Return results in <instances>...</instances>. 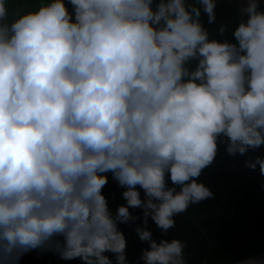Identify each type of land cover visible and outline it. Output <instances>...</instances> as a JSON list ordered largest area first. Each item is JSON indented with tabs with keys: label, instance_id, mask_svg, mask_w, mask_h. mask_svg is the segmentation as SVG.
Returning <instances> with one entry per match:
<instances>
[{
	"label": "clouds",
	"instance_id": "9594fccd",
	"mask_svg": "<svg viewBox=\"0 0 264 264\" xmlns=\"http://www.w3.org/2000/svg\"><path fill=\"white\" fill-rule=\"evenodd\" d=\"M7 3L0 264L37 249L83 264H113L110 252L128 264L119 225L141 219L130 209L142 210L143 264H187L186 244L157 242L148 219L166 235L175 216L214 198L198 178L218 142L233 157L264 145L260 0L242 4L235 42L210 39L202 23V14L215 22L216 0H47L11 20ZM245 166L264 175V157ZM108 173L125 189L115 214L102 194Z\"/></svg>",
	"mask_w": 264,
	"mask_h": 264
},
{
	"label": "trees",
	"instance_id": "16d2710c",
	"mask_svg": "<svg viewBox=\"0 0 264 264\" xmlns=\"http://www.w3.org/2000/svg\"><path fill=\"white\" fill-rule=\"evenodd\" d=\"M42 2L44 0H8L9 20L22 15L19 7L23 10L35 3L39 7ZM68 7L71 11V6ZM260 10L264 11V0L260 2ZM215 13L216 20L213 24L207 23L206 15L202 14L201 17L210 33L209 38L235 42L232 32L242 18H247L241 17L240 6L233 0H216ZM222 25H226L227 30L224 35H219L218 29ZM192 66H195V61ZM218 148L214 163L205 168L198 178V182L205 184L215 194L214 198L198 205H190L187 212L175 216V227L166 235L150 217L148 219L147 228L157 242L161 239H179L186 244L184 256L187 264H203L205 261L207 264H234L264 250V175H261L259 166L255 170L245 166V161L249 158L264 157V145L259 149L249 150L246 155L238 154L235 157L227 154L224 143L218 142ZM107 175L108 183L102 189V194L108 201L109 209L115 214L120 205L126 204L122 197L125 189L118 186L111 173ZM168 185L172 186L170 179ZM139 190L143 198V190ZM130 212L141 219L119 225L127 242L126 258L128 264H143L140 256L148 244L140 241L135 231L137 226H143L142 210L130 209ZM105 255L116 264L115 254L109 252ZM19 264L83 262L80 259L64 260L56 253L37 249L23 255Z\"/></svg>",
	"mask_w": 264,
	"mask_h": 264
},
{
	"label": "rangeland",
	"instance_id": "374dc122",
	"mask_svg": "<svg viewBox=\"0 0 264 264\" xmlns=\"http://www.w3.org/2000/svg\"><path fill=\"white\" fill-rule=\"evenodd\" d=\"M46 0H44V2H45ZM234 1V3L235 4H237V5H239L240 6V8H241V6H242V4H246V0H233ZM262 0H260V2H261ZM47 2V1H46ZM45 2V3H46ZM38 3H35V4H32V5H30V6H28L27 8H25V9H20V7H19V13H20V11H21V14H25V13H27V12H30V11H35V10H37L39 7H38V5H37Z\"/></svg>",
	"mask_w": 264,
	"mask_h": 264
},
{
	"label": "water",
	"instance_id": "95a60500",
	"mask_svg": "<svg viewBox=\"0 0 264 264\" xmlns=\"http://www.w3.org/2000/svg\"><path fill=\"white\" fill-rule=\"evenodd\" d=\"M17 13H18V11H17ZM252 257L258 258V259H264V250L261 253L255 255V256H252ZM203 264H207V261H205ZM234 264H238V263H234Z\"/></svg>",
	"mask_w": 264,
	"mask_h": 264
},
{
	"label": "crops",
	"instance_id": "0c3cea01",
	"mask_svg": "<svg viewBox=\"0 0 264 264\" xmlns=\"http://www.w3.org/2000/svg\"><path fill=\"white\" fill-rule=\"evenodd\" d=\"M18 14V13H17Z\"/></svg>",
	"mask_w": 264,
	"mask_h": 264
}]
</instances>
